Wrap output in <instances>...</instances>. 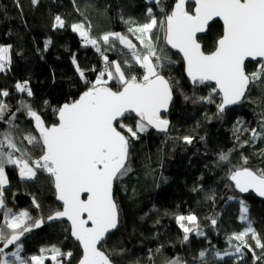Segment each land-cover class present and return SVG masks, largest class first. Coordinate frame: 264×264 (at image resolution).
<instances>
[{"label": "trees", "instance_id": "1", "mask_svg": "<svg viewBox=\"0 0 264 264\" xmlns=\"http://www.w3.org/2000/svg\"><path fill=\"white\" fill-rule=\"evenodd\" d=\"M174 4L175 0H162L161 5L155 0H39L34 5L32 0H0V45L11 46L10 64L0 72V90H6L9 95L0 99L13 112L21 100H27L46 124L55 123L54 109L77 99L86 89L72 62L73 56L89 81H94L98 71L104 68L101 54L93 46L85 45L71 25L86 17L92 25L91 35L94 37L105 32H127L130 25L125 24L122 17L143 23L147 8L151 7L154 15L160 13L164 16ZM161 6L164 13L160 11ZM186 7L194 9L193 1L188 0ZM57 15L66 22L63 28H53ZM222 33L220 21L210 25L207 34L199 38L205 52L215 49ZM48 40L51 43L45 49ZM115 44V49H111L101 43L102 50L108 49L105 55L109 61L130 60L128 49L119 41ZM171 53L174 63L165 68L163 74L178 81L179 88L174 90L170 109L162 114L169 119L170 129L163 133L149 128L139 134L138 140L132 141V171L115 182L120 226L102 243V250L112 254L115 264H166L175 257L186 264H202L201 250L206 252L205 264H254L253 253L248 249H244L242 255L217 257L215 253L235 251L228 237L246 226L239 220L240 203L231 199L246 203L249 219L264 242V201L253 193L242 196L228 178L229 169L241 163L242 155L248 158L247 167L264 169V138L253 141L251 132L243 131L260 130L264 90L253 87L238 107L217 116L216 105L221 101L219 94L212 93L213 103L193 102L195 97L208 96L215 86L211 83L193 85L186 77L181 57ZM258 63L249 62L246 71L256 70ZM93 68L96 71H92ZM143 71L136 64L131 68V73L137 76H142ZM24 81H28L32 97L16 89L15 85ZM109 86L114 90L119 87L115 81H109ZM185 95L192 99L185 100ZM135 120V115L129 114L125 123L134 126ZM238 121L242 123L238 124ZM15 124L19 126L18 136L34 131V121L24 112L17 113ZM6 127L0 122V130ZM236 127L241 128L239 133L235 131ZM189 134L195 137L191 144L179 139ZM246 140L249 143L245 144ZM229 150H232L230 162L219 161V154ZM34 155L39 156L40 152L37 150ZM5 171L8 178L4 188L7 208L15 213L28 211L34 217L45 218L39 228H33L21 238L24 245L21 254L25 257L40 255L42 248L50 249L56 245L63 253H72L71 257H60L62 264H78L82 251L71 237L69 224L66 221L48 223L46 220L52 211L62 209L56 200L53 178L41 171L35 179H21L19 169L14 165H6ZM194 188L197 190L193 191ZM213 196L214 199H209ZM34 198L40 204L39 209L33 204ZM3 213L4 209H0V224L4 223ZM189 214L197 216L204 235L190 233L185 242L175 216ZM211 218L216 219V225L211 224ZM252 246L260 255L261 249ZM158 248L160 251L156 252ZM14 250V246L6 249ZM42 255L46 258L44 264H52L51 252L45 251ZM255 264H264V259L255 261Z\"/></svg>", "mask_w": 264, "mask_h": 264}, {"label": "snow or ice", "instance_id": "2", "mask_svg": "<svg viewBox=\"0 0 264 264\" xmlns=\"http://www.w3.org/2000/svg\"><path fill=\"white\" fill-rule=\"evenodd\" d=\"M38 2L32 0L34 5ZM155 2L162 4V0ZM187 2L175 0L172 10L162 19L153 14L151 7L147 8L143 23L131 17H122L123 22L130 25L127 33L139 41V47L128 35L120 32L92 36V25L86 17L73 23L72 30L79 33L85 45L93 46L101 54L104 68L98 71L94 81H89L85 70L80 68L73 56L72 62L86 89L77 99L54 109L57 117L55 123L46 124L27 100H21L13 112L0 99V122L7 125L0 130V209H4V223L0 224V264H44L46 258L42 254L45 251L51 252L50 259L54 264H62V256H72L70 251L63 253L56 245L50 249L42 248L40 255L25 257L21 254L24 247L21 238L33 228H39L45 218L34 217L28 211L15 213L7 208L4 199V188L8 184L6 165L16 166L21 179H35L41 171L53 178L62 210L52 211L46 220L67 218L72 237L83 249L79 264H115L112 254L102 250V242L119 226L120 212L114 196V183L132 171V141L138 140L139 134L147 132L149 128L168 133L171 126L162 113L168 110L173 101V93L179 88V82L163 74L165 68L174 63L165 45L183 54L185 71L193 85L215 82L208 96L195 97L193 102L213 103L212 93L219 94L221 101L216 105L217 116L224 113L226 106L238 104L247 98L253 87L264 90V0H194L195 8L191 10L186 7ZM160 11L164 13L162 6ZM214 18L222 20L223 33L216 41L215 49L205 52L197 34L204 33ZM65 23L57 15L53 28H63ZM161 38L165 45L160 44ZM116 41L128 49L130 60L109 61L105 55L108 49L102 50L101 43L115 49ZM50 43V40L45 42V49ZM10 49V45H0V72L10 64ZM248 59L259 60L256 70L250 73L245 65ZM133 64L144 70L142 76L131 73ZM109 81H115L119 87L114 90L109 86ZM15 87L28 97L33 96L28 81L18 82ZM8 95L6 90H0V97ZM184 99L192 98L185 95ZM18 112H24L34 121V131L19 136L16 134L19 131V126L15 124ZM133 113L136 117L134 126L125 123L128 115ZM259 127V131L256 128L243 131H250L253 141L264 138V115ZM235 131L239 133L241 128L236 127ZM194 138L191 134L179 137L187 144H191ZM37 150L39 156L34 155ZM231 152H221L219 161L230 162ZM247 163L248 158L242 155L241 163L229 169L228 178L240 192L246 193L252 189L264 197V169L254 170L247 167ZM209 199H214V196ZM33 204L36 209L40 208L35 198ZM240 204V219L247 221V227L239 233H232L228 240L235 253L242 255L244 249L252 251L255 264V261L264 259V242L247 215L248 206L243 200ZM175 219L183 230V241L187 242L189 234L193 232L198 236L204 235L195 214L176 215ZM216 223V219L211 218V224ZM249 238L255 242V248L261 249L260 255L248 242ZM233 241L239 243L233 244ZM9 246H14L15 250L6 251ZM159 251V248L156 249V252ZM232 254L227 251L215 253L217 257ZM199 257L205 264L204 250L199 252ZM166 264L186 262L175 257Z\"/></svg>", "mask_w": 264, "mask_h": 264}, {"label": "water", "instance_id": "3", "mask_svg": "<svg viewBox=\"0 0 264 264\" xmlns=\"http://www.w3.org/2000/svg\"><path fill=\"white\" fill-rule=\"evenodd\" d=\"M192 1H193V3H194V0H192ZM194 8H195V3H194ZM215 21H220L221 24L223 25L222 20H220L219 18H214L212 21L209 22V25H208V27H207V29H206V31H205L204 33H198V34H197V39H198V42L201 43V45H202V50H204V48H203V43L199 40V38L202 37V36H205V35L207 34L210 25H211L213 22H215ZM167 46H168V48H169L172 52L178 54V55L181 57L182 61L184 62L183 54H182L181 52H179L178 49H173L170 45H167ZM249 62H255V63H257V62H259V60H258V59H257V60H251V59H248V60L245 61V65H247ZM184 67H185V62H184ZM185 74H186V71H185ZM186 77L190 80V78L187 76V74H186ZM190 82H191V80H190ZM191 83H192V82H191ZM205 83H211V84H213V85L215 86V82H214V81H209V82H205ZM192 84H193V83H192ZM220 97H221V96H220ZM173 100H174V95H173ZM172 102H173V101H172ZM172 102L170 103L168 109H170ZM241 103H242V102H240V103H238V104H234V105L226 106L224 112H226V111H228V110H230V109H232V108L238 107ZM164 113H165V112H164ZM162 114H163V113H162ZM133 115H135V114L133 113ZM41 117H42V116H41ZM231 182H232V181H231ZM232 183L234 184V182H232ZM114 190H115V183H114L113 191H114ZM237 190H238V189H237ZM238 192H239V194H241L242 196H246V195L249 194V193H253V194H254L256 197H258L260 200L264 201V197H260V196H259L254 190H252V189H250V190H249L248 192H246V193H242V192H240L239 190H238ZM114 196H115V194H114ZM82 198L86 199V196H85V195H82ZM115 199H116V198H115ZM56 200H57V202H59V203L62 205V202L59 201V200L57 199V197H56ZM61 210H62V209H61ZM119 212H120V211H119ZM62 221H66V222L69 224V226H70V222L67 220V218H62V219L53 220V221H47V222H48V223H57V222H62ZM119 226H120V220H119ZM119 226H118V228H119ZM118 228L115 229V230H113L109 235H111V234H113L114 232H116V231L118 230ZM109 235H108V236H109ZM108 236H107V237H108ZM71 237H72V235H71ZM72 239H73L75 242H78L74 237H72ZM106 239H107V238H106ZM106 239H105V240H106ZM105 240H104V241H105ZM104 241H103V242H104ZM103 242H102V243H103ZM78 244H79V246H80V248H81L82 255H83V249H82V246L80 245L79 242H78ZM98 246H99V245H98ZM78 264H79V262H78Z\"/></svg>", "mask_w": 264, "mask_h": 264}, {"label": "rangeland", "instance_id": "4", "mask_svg": "<svg viewBox=\"0 0 264 264\" xmlns=\"http://www.w3.org/2000/svg\"><path fill=\"white\" fill-rule=\"evenodd\" d=\"M156 16H157V18L158 19H162L163 18V15L162 14H160V13H157L156 14ZM122 34H126V35H128V37H131L126 31H123L122 32ZM160 35H161V37H163V32L162 31H160ZM131 39H132V41H133V43H135L138 47L140 46L139 45V41H137L136 39H135V37H131ZM160 44L161 45H165V42L163 41V39L161 38V40H160ZM166 46V50H167V53H168V55L171 57V60L173 59V55H172V51L168 48V46L167 45H165ZM7 69V68H6ZM107 77H105V79H106ZM6 172V171H5ZM231 201H238L239 203H240V201H241V199H239V200H235V199H231ZM240 213H241V204H240ZM248 215V214H247ZM249 217V216H248ZM239 220L241 221V222H244L245 223V228L247 227V221H242L241 219H240V216H239ZM253 226V225H252ZM244 228V229H245ZM243 229V230H244ZM242 230V231H243ZM241 232V231H240ZM239 233V232H238ZM238 242V241H237ZM248 242L252 245V244H254L255 245V242L254 241H252L250 238L248 239ZM239 243V242H238ZM257 249H259V248H257ZM230 253H233L232 255H235V254H239V253H235V251H229ZM223 254V253H222ZM228 256H231V255H228ZM45 257V256H44ZM221 257H223V255L221 256ZM46 260V259H45ZM52 264H54V262L52 261Z\"/></svg>", "mask_w": 264, "mask_h": 264}]
</instances>
